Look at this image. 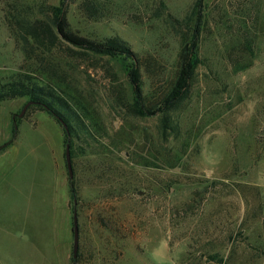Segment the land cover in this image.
I'll list each match as a JSON object with an SVG mask.
<instances>
[{
    "label": "rangeland",
    "instance_id": "obj_1",
    "mask_svg": "<svg viewBox=\"0 0 264 264\" xmlns=\"http://www.w3.org/2000/svg\"><path fill=\"white\" fill-rule=\"evenodd\" d=\"M12 1L0 0V77L42 69L45 76L34 74L86 101L107 135L75 138L73 197L61 124L31 105L19 116L28 97L0 102V264H74L75 200L76 264H264V0H204L196 77L171 112L178 133L166 148L161 113L134 115L116 104L117 81L131 87V58L59 52L51 69L9 29ZM21 1L38 13L42 3L60 4ZM82 1L66 2L71 29L126 40L143 63L145 102L159 103L178 75L181 41L158 14L182 19L196 0H103L108 14L99 19L81 11ZM247 25L257 32L254 61L237 71L248 56L233 45Z\"/></svg>",
    "mask_w": 264,
    "mask_h": 264
},
{
    "label": "trees",
    "instance_id": "obj_2",
    "mask_svg": "<svg viewBox=\"0 0 264 264\" xmlns=\"http://www.w3.org/2000/svg\"><path fill=\"white\" fill-rule=\"evenodd\" d=\"M66 2L67 0H60V4L57 6L42 3L38 13L30 2L13 0L6 13L7 25L18 38L23 51L34 55L41 63L47 62L49 68L55 66L51 69H56V66H59L56 61L59 52H67L74 58L75 56L86 57L91 55L112 57L125 55L131 58L133 61L129 71L131 87L128 89L117 81L115 86L116 104L129 114L147 116L161 113V144L163 148H166L165 143L170 141L172 135L178 133V122L171 112L186 99L196 77L198 50L202 39L204 0H196L190 11L182 19L175 18L169 13L159 12L158 16L164 17L165 23L174 28L179 35L181 41L180 61L174 85L164 94L159 103L149 102V104L145 102L147 98L143 95L141 71L143 63L138 54L134 52L126 40L119 36L96 40L73 31L68 21ZM159 8L161 10L166 9L165 2L162 1ZM80 9L90 19H99L108 14V7L103 0H83L80 3ZM259 23L258 21L255 23L256 27ZM257 31L264 32L263 22ZM238 35L239 37L233 47H239L243 52L242 54L248 57L245 58L244 56L243 60L238 59L236 61L235 69L237 71L252 65L257 32L253 27L247 25L245 30H241ZM228 53L229 55L232 54L230 50ZM34 73H40L41 76L47 74L42 72V69L37 68L33 69L32 73L17 72L15 76L9 79L0 77V102L28 97L29 101L35 102L31 104V108L36 107L51 114L61 124L65 132V145L70 142L72 158L75 154V138H79L80 133H84L97 143L105 138L107 135V131H103L105 127L100 123L98 116L90 111L86 101H82L73 92H69L66 87H62L60 81H55L52 76L46 75L48 80L45 81ZM62 76L64 75L62 74ZM60 119L67 123L69 133ZM14 132L16 135L18 130L15 128ZM129 151L132 154L134 150L131 148ZM179 158L182 159L181 156ZM164 159L171 167L178 166L179 160L173 161L170 154L166 155ZM129 183L132 185L130 179ZM70 184L72 196L75 197L76 189L71 178ZM123 187L121 185L119 188ZM130 189L132 192H136L137 186H132ZM212 257L220 263L223 262V258L216 255ZM186 259H190V256H187ZM72 262L76 264L73 257ZM187 264H192V262L188 261Z\"/></svg>",
    "mask_w": 264,
    "mask_h": 264
},
{
    "label": "water",
    "instance_id": "obj_3",
    "mask_svg": "<svg viewBox=\"0 0 264 264\" xmlns=\"http://www.w3.org/2000/svg\"><path fill=\"white\" fill-rule=\"evenodd\" d=\"M35 103L34 101H29L25 107L23 108L22 112L19 114V116H22L27 107L31 104ZM15 118V117H14ZM63 126L65 127L66 131L69 133V127L67 123L63 119H60ZM17 128V125H16ZM66 162L67 167L69 171V176L71 179L74 178V169H73V162H72V155H71V148H70V142H67L66 144ZM73 223H74V246H73V259L77 261L78 255H79V247H80V226H79V217H78V211H77V201L75 200V208L73 213Z\"/></svg>",
    "mask_w": 264,
    "mask_h": 264
},
{
    "label": "crops",
    "instance_id": "obj_4",
    "mask_svg": "<svg viewBox=\"0 0 264 264\" xmlns=\"http://www.w3.org/2000/svg\"><path fill=\"white\" fill-rule=\"evenodd\" d=\"M68 259H69V263H72V257L70 256L69 253H68Z\"/></svg>",
    "mask_w": 264,
    "mask_h": 264
}]
</instances>
